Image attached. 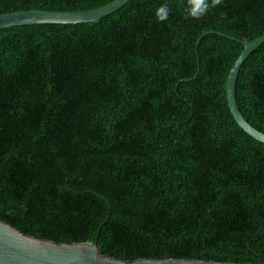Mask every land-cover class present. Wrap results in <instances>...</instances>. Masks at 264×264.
<instances>
[{"label": "trees", "instance_id": "trees-1", "mask_svg": "<svg viewBox=\"0 0 264 264\" xmlns=\"http://www.w3.org/2000/svg\"><path fill=\"white\" fill-rule=\"evenodd\" d=\"M113 1L0 0V14ZM186 4L132 0L95 22L0 29L1 220L128 261L264 264V144L226 94L242 42L264 35V0H222L200 20ZM236 94L264 132V44Z\"/></svg>", "mask_w": 264, "mask_h": 264}, {"label": "water", "instance_id": "water-1", "mask_svg": "<svg viewBox=\"0 0 264 264\" xmlns=\"http://www.w3.org/2000/svg\"><path fill=\"white\" fill-rule=\"evenodd\" d=\"M132 0H115L91 11L59 12L24 10L0 14V29L34 24L78 25L104 19L128 5ZM204 34L201 38L205 37ZM229 37L226 34H221ZM237 40L236 38H233ZM244 50L227 79V101L237 124L253 139L264 144V132L252 126L237 103V82L247 59L264 44V35L253 42H242ZM197 77V75L195 76ZM0 264H235L188 259H137L128 261L102 254L98 241L57 242L27 234L0 219Z\"/></svg>", "mask_w": 264, "mask_h": 264}, {"label": "clouds", "instance_id": "clouds-1", "mask_svg": "<svg viewBox=\"0 0 264 264\" xmlns=\"http://www.w3.org/2000/svg\"><path fill=\"white\" fill-rule=\"evenodd\" d=\"M222 4V0H187L186 4V19L200 20L211 9ZM169 8L167 5H162L156 10V20L158 23L166 21L169 17Z\"/></svg>", "mask_w": 264, "mask_h": 264}, {"label": "bare ground", "instance_id": "bare-ground-1", "mask_svg": "<svg viewBox=\"0 0 264 264\" xmlns=\"http://www.w3.org/2000/svg\"><path fill=\"white\" fill-rule=\"evenodd\" d=\"M206 34H209V33H206ZM222 33H220V35H221ZM204 38V37H203ZM203 38H200V41L203 39Z\"/></svg>", "mask_w": 264, "mask_h": 264}]
</instances>
